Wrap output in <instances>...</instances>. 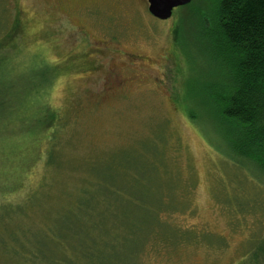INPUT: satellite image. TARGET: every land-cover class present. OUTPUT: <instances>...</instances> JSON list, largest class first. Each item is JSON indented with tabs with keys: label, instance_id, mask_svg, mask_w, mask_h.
<instances>
[{
	"label": "rangeland",
	"instance_id": "obj_1",
	"mask_svg": "<svg viewBox=\"0 0 264 264\" xmlns=\"http://www.w3.org/2000/svg\"><path fill=\"white\" fill-rule=\"evenodd\" d=\"M175 18L154 19L148 0H0V71L3 87L12 86L14 116L24 119L47 109L60 117L57 139L39 134L38 149L33 134L31 140L19 123L0 134V177L20 184L4 201L25 204L35 191V206L51 195L50 203L57 205L66 195L87 200L82 236L89 227L96 260L101 253L120 256L110 226L134 221L125 215L128 201L116 192L128 198L135 189L146 192V204L160 201L163 193L169 207L180 192L182 204L189 205L188 211L166 217L195 229V243L171 251L151 246L143 264H240L258 229L255 217L238 219L232 210L236 201L252 198L251 185L209 143L210 125L201 118L196 119L201 125L191 121V109L198 117L203 107L191 98V88L205 91L194 83L200 74L198 52L195 64L176 58ZM44 64L50 69L47 83L38 75L20 81ZM17 93L23 104L17 103ZM50 148L53 161L47 162ZM29 215L16 223H25L22 234L32 239L44 227L40 212ZM63 217L53 210L45 222L56 231ZM13 225L0 223V245L2 238H14ZM203 232L213 239H203ZM138 240L140 234H134L126 242V264H136ZM12 261L19 259L0 253V264Z\"/></svg>",
	"mask_w": 264,
	"mask_h": 264
},
{
	"label": "trees",
	"instance_id": "obj_2",
	"mask_svg": "<svg viewBox=\"0 0 264 264\" xmlns=\"http://www.w3.org/2000/svg\"><path fill=\"white\" fill-rule=\"evenodd\" d=\"M174 16H177L173 29L176 58L180 62L186 59L192 64L194 53L198 52L200 74L194 79V83L202 86L205 91L204 95L194 92L195 87L191 88V98H197V105L203 102V109L198 110V117L194 115L196 110L191 109V121L201 118L203 125H206L205 121L210 125H206L213 138L212 141L208 137L209 143H213L224 160L245 176L253 190L249 201H236L235 209L232 208L238 219L253 216L258 225L252 240L248 242L251 249L244 253L240 264H264V0H194L191 4L178 8ZM66 65H60L63 66L61 69L65 70ZM26 75L20 81L28 83L32 77L37 80L35 75H38L39 78L43 77L40 83H47L50 69L45 64L37 65V68L31 70L29 78ZM2 78L0 71V134L9 128L10 123L12 126L19 123L31 140L33 137L38 141L33 145L37 149L42 141L39 134L45 133L44 137L48 134L49 138L53 136L57 139L60 127L55 122L58 117L55 113L46 109L24 119L14 116L18 112L12 110L13 104L9 96L11 85L3 87L6 81L3 82ZM203 81V85H200ZM9 83L11 84L10 81ZM19 96L20 93H17V103L23 104V101H19ZM47 151L46 161L52 162L53 149ZM19 186L20 184L12 185L9 179L0 177V194L4 195H0L3 198L0 200V223L6 220L14 224V229L10 231L14 238H2L0 253H5L6 258L12 256L19 259V262L12 261L8 264H126L125 259L128 257L124 253L129 248L126 242L134 234H140L135 247L136 251L138 249L136 264H143L144 255L151 246L153 249L164 247L171 251L192 245L198 239L193 235L195 229L179 227L166 217L189 210V205L182 204L180 192L176 194L170 207L165 204L168 196L163 193L160 201L146 204V192L137 189L127 192L130 198L126 192H116L118 198L128 201L124 209L125 215L131 216L134 221L129 226H110L120 256L101 253L102 257L96 260L90 252H94L93 248L88 245L89 238H92L89 227L86 237L82 236L83 230L87 228L84 218L90 212L89 204L86 206L87 200L79 197L72 201V197L66 195L57 205V202L50 203L54 199L51 195L44 198L45 202L40 206H35V191L28 196L25 204L4 201L7 194H17ZM53 210L58 215H64L59 220L65 223L61 224V228L57 226L56 231L50 230L45 222L47 215ZM15 211H19V214L13 217ZM30 211L32 213L29 215ZM36 212H40L43 221L40 228L43 226L44 229L38 231V235L32 239L24 238L22 226L25 223L16 222L26 215L29 218ZM69 221H74L75 224ZM9 225L6 227H10ZM203 233V239H213L209 236L211 234ZM110 258L122 260L112 263Z\"/></svg>",
	"mask_w": 264,
	"mask_h": 264
},
{
	"label": "water",
	"instance_id": "obj_3",
	"mask_svg": "<svg viewBox=\"0 0 264 264\" xmlns=\"http://www.w3.org/2000/svg\"><path fill=\"white\" fill-rule=\"evenodd\" d=\"M194 0H148V11L158 21L172 19L178 8L191 4Z\"/></svg>",
	"mask_w": 264,
	"mask_h": 264
}]
</instances>
